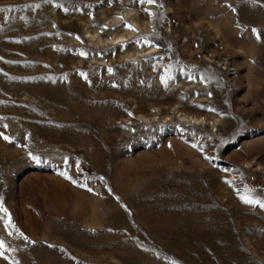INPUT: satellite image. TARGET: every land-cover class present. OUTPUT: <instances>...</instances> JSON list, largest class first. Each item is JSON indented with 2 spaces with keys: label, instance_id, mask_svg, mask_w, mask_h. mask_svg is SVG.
<instances>
[{
  "label": "rangeland",
  "instance_id": "obj_1",
  "mask_svg": "<svg viewBox=\"0 0 264 264\" xmlns=\"http://www.w3.org/2000/svg\"><path fill=\"white\" fill-rule=\"evenodd\" d=\"M0 264H264V0H0Z\"/></svg>",
  "mask_w": 264,
  "mask_h": 264
}]
</instances>
